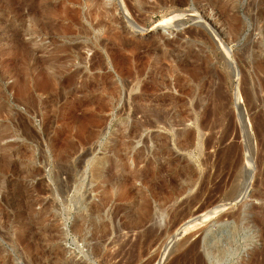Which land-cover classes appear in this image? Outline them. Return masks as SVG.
<instances>
[{
	"label": "rangeland",
	"instance_id": "rangeland-1",
	"mask_svg": "<svg viewBox=\"0 0 264 264\" xmlns=\"http://www.w3.org/2000/svg\"><path fill=\"white\" fill-rule=\"evenodd\" d=\"M173 1L0 0V264H264V0Z\"/></svg>",
	"mask_w": 264,
	"mask_h": 264
},
{
	"label": "bare ground",
	"instance_id": "bare-ground-1",
	"mask_svg": "<svg viewBox=\"0 0 264 264\" xmlns=\"http://www.w3.org/2000/svg\"><path fill=\"white\" fill-rule=\"evenodd\" d=\"M176 0H174L173 2H175ZM168 2V1H167ZM170 2V1H169ZM168 2V3H169ZM172 2V1H171ZM170 2V3H171ZM161 3H162V0H161ZM169 3V4H170ZM179 3V2H178ZM167 4V3H166ZM174 4V3H173ZM173 4H171V5H173ZM168 5V4H167ZM170 5V6H171ZM179 5V4H178ZM175 6H177L176 4L175 5H173V7H175ZM221 11V10H220ZM226 13V12H225ZM226 15V14H225ZM222 16V15H221ZM233 19V18H232ZM234 21V20H233ZM236 26V25H235ZM239 27V26H238ZM228 29H230L231 30V28H229V27H227ZM240 28V27H239ZM229 30V31H230ZM232 30H234V29H232ZM239 30V29H238ZM235 31H237V28L235 29ZM235 31L233 32V33H235ZM232 32V31H231ZM230 34V33H229ZM232 38H234L233 36H232ZM235 39V38H234ZM171 57V56H170ZM112 86V85H111ZM115 87V86H114ZM113 87V88H114ZM115 89H116V87H115ZM114 89V90H115ZM118 89V88H117ZM113 89H111V90H109L110 91V93H112L113 91H112ZM112 91V92H111ZM115 91H117V90H115ZM114 91V92H115ZM109 93V94H110ZM116 93V92H115ZM218 93V92H217ZM216 93V95H218ZM221 94H222V92H221ZM221 94H219V95H221ZM114 95H112V97H113ZM115 96H116V94H115ZM224 96V95H223ZM223 96H217V98L215 97V99H214V101H213V104H214V102L216 103V104H214L215 105V109H213L212 107H210V106H208V107H206L204 110H203V112L202 113H200V112H197V114L199 115V116H202V117H204V118H210V117H212V116H218L219 115V113L221 112V110L223 111V109H225V108H223V105L225 106V104L223 103V101L221 100V102H219L220 100V98L222 97L223 98ZM166 97V96H165ZM159 98V99H154L152 102L155 104V105H153L152 107H154V109L152 110V112H151V114L152 113H154V114H156L157 115V117H158V115H169V114H172L173 113V111L174 110H172L173 108H169V106H171V105H174V103H175V101H174V99L173 98H168V97H166V98ZM115 99L117 98V96L116 97H114ZM148 98V97H147ZM146 98V99H147ZM137 99H139V100H141V101H143L140 97L139 98H137ZM149 99V98H148ZM150 99H152V98H150ZM113 100V99H112ZM101 101V100H100ZM178 101V100H177ZM203 101H204V98L202 97V96H200L199 98H198V101H197V103L196 104H198L199 106H200V104L201 103H203ZM105 102V101H104ZM104 102H101L102 104L104 103ZM113 102V101H112ZM91 103V102H90ZM110 103V102H109ZM139 103H141V102H139ZM149 104H150V102H148ZM223 103V104H222ZM141 104H143V103H141ZM212 104V105H213ZM108 105H110V104H108ZM151 105V104H150ZM180 105V104H179ZM209 105V104H208ZM100 106V105H99ZM102 106V105H101ZM105 106V105H104ZM107 106V105H106ZM105 106V107H106ZM197 106V105H196ZM104 107V108H105ZM139 107V106H138ZM145 107V106H144ZM144 107H139V108H137V111H143V110H145V108ZM100 108H102V107H99V109ZM103 108V109H104ZM197 108V107H196ZM196 108H195V110H196ZM199 108V107H198ZM223 108V109H222ZM102 109V110H103ZM109 109H110V107H109ZM102 110H100L101 112H102ZM98 111V110H97ZM104 112L106 111V110H103ZM182 111V110H181ZM99 112V111H98ZM145 112V111H144ZM149 114V113H148ZM153 114V115H154ZM156 117V116H155ZM161 117V116H160ZM164 117V116H163ZM141 223V222H140ZM176 223V222H175ZM154 231V230H153ZM147 238V243H146V245L148 244V245H151V243H152V241H153V239L152 238H154L153 237V235H152V232H150V233H148L147 234V236H146ZM140 239V238H139ZM136 256V255H135ZM201 258V257H200ZM203 259V258H202ZM139 260V259H138ZM198 260V259H197ZM199 261H200V259H199ZM202 263V262H201ZM201 263H199V264H201ZM131 264V263H130ZM202 264H204V263H202Z\"/></svg>",
	"mask_w": 264,
	"mask_h": 264
}]
</instances>
